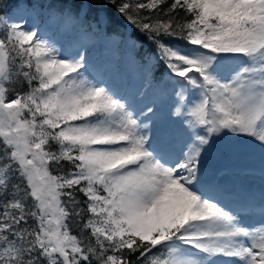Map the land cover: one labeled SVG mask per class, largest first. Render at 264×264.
<instances>
[{"label":"snow or ice","instance_id":"snow-or-ice-1","mask_svg":"<svg viewBox=\"0 0 264 264\" xmlns=\"http://www.w3.org/2000/svg\"><path fill=\"white\" fill-rule=\"evenodd\" d=\"M111 9L153 46L140 106L90 75L139 50ZM256 151L264 178V0H0V264H264V195L259 227L224 202Z\"/></svg>","mask_w":264,"mask_h":264},{"label":"rangeland","instance_id":"rangeland-1","mask_svg":"<svg viewBox=\"0 0 264 264\" xmlns=\"http://www.w3.org/2000/svg\"><path fill=\"white\" fill-rule=\"evenodd\" d=\"M33 17L34 13L31 9L25 11L23 8H21L15 9V11L13 12L12 19L19 20L23 24L30 25L31 23H33ZM41 30L43 31V28ZM45 34L50 39L55 40L57 42V47L63 46L65 49H68L69 43L74 39L71 34L65 33L55 27H53L50 31L46 32ZM131 52L132 51L124 44L120 43L119 40H117L116 43H96V47L94 49L95 58L92 59L93 69L90 75L97 80H104L120 95L127 97L131 103L135 104L136 106H140V94L150 89V87L146 86V84H142L141 82L144 78V75H142L144 73L138 74L135 72H129L125 68L123 69V71H121L122 78L119 81L117 77V85H112L108 79V73L115 71L117 65L120 63L119 59H122L124 61L123 67L129 65L127 56H130ZM97 57L99 58L100 63L99 72H97L98 69L94 67L96 64L95 61H98ZM258 164V151H256L252 155L242 156L234 163L229 173L224 177V182L227 179L228 175H232L233 177L239 179V182H241V184L246 187L256 184L258 188H263L264 183L260 181L258 182L254 178H251L252 175L249 172V169L245 170L244 174L240 171L248 165L256 166Z\"/></svg>","mask_w":264,"mask_h":264},{"label":"trees","instance_id":"trees-1","mask_svg":"<svg viewBox=\"0 0 264 264\" xmlns=\"http://www.w3.org/2000/svg\"><path fill=\"white\" fill-rule=\"evenodd\" d=\"M6 2L14 3L15 0H6ZM171 0H169V3ZM161 7H164L163 5ZM15 9L12 11L11 18L13 16V12ZM111 16H112V24H111V30L118 32L120 34H123L125 36H130L133 40H136L139 45V50L138 51H132L130 56H128V61L129 65L126 67L124 66V61L120 60V63L117 65L115 71L109 72L108 73V79L112 85H117L118 81L122 78L121 71L126 68L129 72H135L138 74L145 73V83L147 86L150 87V81L152 79L151 74L146 70L144 63L142 61V57H144L146 54L151 53L153 51V46L150 44V42L139 32H137L131 25H129L122 16H120L118 13L115 12L114 9H111ZM147 14V13H145ZM96 47V45H95ZM95 47L92 48L90 55L91 58L94 57V49ZM98 58V57H97ZM95 68H97V72L100 71V63H99V58L98 61H95ZM162 68H156L153 69L154 72L159 73L162 71ZM118 77V81H117ZM68 165H65V171L68 170ZM78 197L83 200L82 194L78 193ZM73 231L76 232L77 229L73 227ZM135 259V258H133Z\"/></svg>","mask_w":264,"mask_h":264},{"label":"bare ground","instance_id":"bare-ground-1","mask_svg":"<svg viewBox=\"0 0 264 264\" xmlns=\"http://www.w3.org/2000/svg\"><path fill=\"white\" fill-rule=\"evenodd\" d=\"M250 170L251 178H254L256 181H260L264 183V178H262L260 173V164L248 165L241 169L240 171L245 173V170ZM225 187L230 190L229 195H226L224 198L225 204L229 206H234L235 202L238 200H245L250 205V210L248 215L250 219L246 220V223L255 224L256 227H259L258 221L261 219V215H255L254 210H260V201L262 195H264V187L258 188L257 185H250L248 187L244 186L239 182V179L233 177L232 175H228L227 179L225 180Z\"/></svg>","mask_w":264,"mask_h":264}]
</instances>
